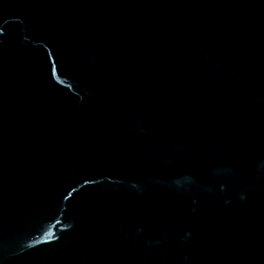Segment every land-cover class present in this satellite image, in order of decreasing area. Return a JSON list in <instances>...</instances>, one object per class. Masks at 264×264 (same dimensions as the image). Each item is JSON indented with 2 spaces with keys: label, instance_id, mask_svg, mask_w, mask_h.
<instances>
[{
  "label": "water",
  "instance_id": "1",
  "mask_svg": "<svg viewBox=\"0 0 264 264\" xmlns=\"http://www.w3.org/2000/svg\"><path fill=\"white\" fill-rule=\"evenodd\" d=\"M0 264H264V0H0Z\"/></svg>",
  "mask_w": 264,
  "mask_h": 264
}]
</instances>
